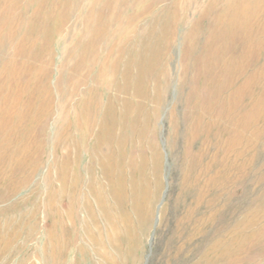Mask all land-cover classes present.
<instances>
[{"label":"rangeland","instance_id":"374dc122","mask_svg":"<svg viewBox=\"0 0 264 264\" xmlns=\"http://www.w3.org/2000/svg\"><path fill=\"white\" fill-rule=\"evenodd\" d=\"M263 13L0 0V264H264Z\"/></svg>","mask_w":264,"mask_h":264},{"label":"bare ground","instance_id":"6f19581e","mask_svg":"<svg viewBox=\"0 0 264 264\" xmlns=\"http://www.w3.org/2000/svg\"><path fill=\"white\" fill-rule=\"evenodd\" d=\"M29 1V0H28ZM64 1H66V0H64ZM247 1V0H246ZM57 2V1H56ZM60 2V1H59ZM76 2V1H75ZM74 2V3H75ZM63 3V2H62ZM68 3H69V1H68ZM73 3V2H72ZM238 3V2H237ZM18 4H20V3H18ZM58 4H60V3H58ZM217 4V3H216ZM65 5V4H64ZM234 5V4H233ZM15 6V5H14ZM26 6V5H25ZM35 6H36V4H35ZM39 6H40V4H39ZM38 6V7H39ZM239 6V5H238ZM60 7V6H59ZM262 7V6H261ZM50 8V7H49ZM61 8V7H60ZM70 8H72V7H70ZM254 8V7H253ZM263 8V7H262ZM64 9V8H63ZM67 9V8H66ZM240 9V8H239ZM260 9V7L259 8H257V9H255L254 11H253V13H255L254 14V16H252V18H251V22H250V19L248 20L249 22H250V24H246V38H245V41H244V45H245V47H247L244 51H243V53L241 54V56H240V58L242 59V63L245 61V60H243V59H247V57H248V55L251 53V50L253 51V50H256L257 49V46H260V44H257L256 42H254V36H256V35H254L255 34V31H253V22L252 21H254L253 20V18H255V17H260L261 16V13L263 12V10H259ZM33 10V9H32ZM35 10V9H34ZM50 10V9H49ZM52 10H53V8H52ZM55 10V9H54ZM72 10V9H71ZM48 11V10H47ZM73 11V10H72ZM26 12V11H25ZM49 12H51V11H49ZM53 12V11H52ZM54 12H56V11H54ZM58 12H59V10H58ZM76 12V11H75ZM1 13H2V11H1ZM12 13V12H11ZM20 13V12H19ZM66 13V12H65ZM250 13V12H249ZM23 14V13H22ZM37 14H38V12H37ZM42 14V13H41ZM54 14V13H53ZM60 14V13H59ZM68 14V13H67ZM264 14V13H263ZM11 15V14H10ZM25 15V14H24ZM61 15V14H60ZM236 15V14H235ZM17 16V15H16ZM30 16V15H29ZM38 16V15H37ZM45 16V15H44ZM49 16H51V15H49ZM55 16V15H54ZM251 16V15H250ZM14 17V16H13ZM12 17V18H13ZM56 17V16H55ZM62 17V16H61ZM60 17V18H61ZM68 17V16H67ZM19 18V17H18ZM23 18V17H22ZM26 18V17H25ZM41 18V17H40ZM44 18V17H43ZM30 19V18H29ZM28 19V20H29ZM38 19V18H37ZM50 19V18H49ZM56 19H58V18H56ZM62 19V18H61ZM178 19V18H177ZM228 19V18H227ZM240 19V18H239ZM36 20V19H35ZM34 20V21H35ZM58 21V20H57ZM64 21V20H63ZM62 21V22H63ZM237 21V20H236ZM14 22V21H13ZM30 22V21H29ZM61 22V21H60ZM179 22V21H178ZM34 23V22H33ZM41 23H43V22H41ZM66 23V22H65ZM234 23H236V22H234ZM233 23V24H234ZM17 24V23H16ZM53 24V23H52ZM13 25V24H12ZM11 25V26H12ZM32 25V24H31ZM29 26V25H28ZM39 26V25H38ZM30 27V26H29ZM52 27V26H51ZM172 27V26H171ZM15 28V27H14ZM47 28V27H46ZM56 28V27H55ZM59 28H60V26H59ZM31 29H32V27H31ZM44 29V28H43ZM174 29V28H173ZM15 30V29H14ZM26 30H28V29H26ZM46 29H44V31H45ZM54 30V29H53ZM240 30H242V28L240 27V26H238V25H235L234 27H233V36H235L234 35V33H236L237 31H240ZM264 31V22L263 23H261V25H260V28L257 30V31ZM43 31V32H44ZM42 32V33H43ZM94 32V31H93ZM171 32V31H170ZM11 33V32H10ZM38 33V32H37ZM15 34V33H14ZM44 34H45V32H44ZM47 34V33H46ZM237 34V33H236ZM25 35V34H24ZM31 35V34H30ZM43 35V34H42ZM42 35H41V37H42ZM6 36V35H5ZM10 37H11V35H9ZM26 36V35H25ZM24 36V37H25ZM9 37V38H10ZM13 37V36H12ZM27 37H28V35H27ZM26 37V38H27ZM44 37V36H43ZM52 38V37H51ZM30 39H32V38H30ZM37 39V38H36ZM94 39H95V37H94ZM50 40V39H49ZM14 41V40H13ZM31 41V40H30ZM46 41V40H45ZM51 41V40H50ZM49 41V42H50ZM153 41V40H152ZM22 42V41H21ZM41 42V41H40ZM7 43V42H6ZM16 43H17V41H16ZM25 43V42H24ZM39 43V42H38ZM30 44V43H29ZM50 44V43H49ZM21 45V44H20ZM32 44H30V46H31ZM46 45H48V44H46ZM10 45H8V47H9ZM12 46V45H11ZM133 46H134V44H133ZM35 47H37V45L35 46ZM34 47V48H35ZM80 47V46H79ZM261 47V46H260ZM1 48V47H0ZM39 48H41V46L39 47ZM10 49V48H9ZM37 49V48H36ZM51 49V48H50ZM81 49V48H80ZM117 49V48H116ZM140 49H141V47H140ZM161 49V48H160ZM19 50V49H18ZM119 50V49H118ZM162 50V49H161ZM2 51V50H1ZM0 51V52H1ZM38 51V50H37ZM43 50H41V52H42ZM16 52V51H15ZM24 52V51H23ZM22 52V53H23ZM80 52V51H79ZM161 52V51H160ZM32 53V52H31ZM49 53H51V51L49 52ZM48 53V54H49ZM95 53V52H94ZM140 53V52H139ZM150 53V52H149ZM13 54V53H12ZM148 54V53H147ZM32 55H33V53H32ZM42 55V54H41ZM50 55V54H49ZM48 55V56H49ZM54 55V54H53ZM30 56V55H29ZM132 56V55H131ZM39 57V56H38ZM41 57V56H40ZM50 57V56H49ZM126 57V56H125ZM148 57V56H147ZM83 58V57H82ZM22 59V58H21ZM136 59V58H135ZM48 60V59H47ZM139 60V59H138ZM137 61V60H136ZM112 62H114L113 60H112ZM138 62V61H137ZM14 63V62H13ZM20 63L22 64V60L20 61ZM130 63V62H129ZM136 63V62H135ZM49 64V63H48ZM141 64H142V62H141ZM13 65V64H12ZM27 65V64H26ZM35 65V64H34ZM116 66V65H115ZM25 67V66H24ZM44 67V66H43ZM112 67V66H111ZM235 65H231V68H232V70H229V71H231L230 72V74H228V75H231L230 77H229V79L231 80V77H233L235 74H234V72H235ZM27 68H28V65H27ZM115 68L116 67H114V70H115ZM38 69H40V68H38ZM38 69H36L37 71H39ZM130 70V69H129ZM134 70V69H133ZM17 74V73H16ZM22 74V73H21ZM33 74H34V72H33ZM138 74H140L139 72H138ZM144 74V73H143ZM169 74V73H168ZM109 75V74H108ZM21 77V76H20ZM105 77V76H104ZM112 77H113V75H112ZM138 77V76H137ZM161 77H163V76H161ZM81 78V77H80ZM261 78V77H260ZM128 79V78H127ZM138 79V78H137ZM163 79V78H162ZM24 80V79H23ZM136 80V79H135ZM169 80V79H168ZM145 81H146V79H145ZM152 81H153V79H152ZM163 81V80H162ZM160 82V81H159ZM229 82V81H228ZM230 83V82H229ZM18 84V83H17ZM155 84V83H154ZM165 84V83H164ZM231 84V83H230ZM132 86V85H131ZM52 87V86H51ZM224 87V86H223ZM229 87V86H228ZM263 87V86H262ZM63 88V87H62ZM7 89V88H6ZM113 90V89H112ZM264 90V89H263ZM56 92V91H55ZM223 92V91H222ZM261 92V91H260ZM263 92V91H262ZM213 94V93H212ZM212 94H211V96H212ZM231 94V93H230ZM148 95V94H147ZM232 95V94H231ZM230 95V96H231ZM234 95V94H233ZM233 95L231 96V97H233ZM115 96H117V95H115ZM214 96V95H213ZM229 96V95H228ZM227 96V97H228ZM131 97V96H130ZM216 97H217V95H216ZM231 97H229V98H231ZM134 98V97H133ZM212 98V97H211ZM213 99H215V98H213ZM222 99V98H221ZM232 99V98H231ZM63 100V99H62ZM121 101V100H120ZM213 101H215V100H213ZM228 101V100H227ZM232 101H233V99H232ZM231 101V102H232ZM134 102H135V100H134ZM220 102H221V100H220ZM219 102V103H220ZM208 103V102H207ZM222 103V102H221ZM235 103V102H234ZM115 104H117V103H115ZM215 104V103H214ZM213 104V105H214ZM224 104V103H223ZM226 104H227V102H226ZM82 105V104H81ZM208 105H209V103H208ZM212 105V106H213ZM228 105H231L230 104V102H229V104ZM207 106V105H206ZM232 106H233V104H232ZM121 107V106H120ZM150 107V106H149ZM211 107V106H210ZM231 107V106H230ZM81 108V107H80ZM205 108H207V107H205ZM217 108V107H216ZM226 108H228V107H226ZM225 108V109H226ZM113 109H114V107H113ZM203 109V108H202ZM210 109V108H209ZM229 109V108H228ZM131 110H132V108H131ZM198 110H200V109H198ZM204 110V109H203ZM212 110V109H211ZM210 110V111H211ZM227 110V109H226ZM20 111V110H19ZM79 111V110H78ZM83 111V110H82ZM87 111V110H86ZM121 111V110H120ZM205 111V110H204ZM214 111V110H213ZM230 112V110H227L226 112ZM232 111H233V109H232ZM80 112V111H79ZM199 112V111H198ZM209 112V111H208ZM246 112V111H245ZM210 113V112H209ZM224 113V112H223ZM231 113V112H230ZM247 113V112H246ZM203 114V113H202ZM206 114H207V110H206ZM215 114V113H214ZM135 115V114H134ZM153 115V114H152ZM156 115V114H155ZM229 115V114H228ZM227 115V116H228ZM123 116V115H122ZM202 116V115H201ZM222 116H226V115H222ZM232 117L231 118H233V116H234V114L233 115H231ZM19 117V116H18ZM118 117V116H117ZM199 118V117H198ZM205 118V117H204ZM203 118V119H204ZM226 118V117H225ZM231 118H229L230 120H231ZM141 119V118H140ZM155 119H157V118H155ZM202 119V120H203ZM224 119V118H223ZM118 120V119H117ZM193 120V119H192ZM219 120V119H218ZM234 120V119H233ZM244 120V119H243ZM130 121V120H129ZM138 121V120H137ZM141 121V120H140ZM196 121H199V119L198 120H196ZM216 121V120H215ZM136 122V121H135ZM175 122V121H174ZM193 122V121H192ZM209 122H210V120H209ZM222 122H224V121H222ZM234 122V121H233ZM117 123H118V121H117ZM141 124H142V122H140ZM202 123V122H201ZM211 123V122H210ZM221 123V122H220ZM228 123V122H227ZM230 123V122H229ZM228 123V124H229ZM222 124V123H221ZM247 124V123H246ZM134 125V124H133ZM198 125V124H197ZM223 125V124H222ZM233 125H234V123H233ZM180 126H181V124H180ZM191 126V125H190ZM209 126V125H208ZM218 126H220V124L218 125ZM236 126V125H235ZM244 126H245V123H244ZM145 127V126H144ZM193 127H194V125H193ZM222 127H224V126H222ZM237 127V126H236ZM248 127H249V125H248ZM135 128V127H134ZM154 127H152V129H153ZM198 128V127H197ZM235 128V127H234ZM246 129H247V127H245ZM141 129V128H140ZM227 129V128H226ZM237 129V128H236ZM139 130V129H138ZM202 130V129H201ZM215 130V129H214ZM220 130V129H219ZM228 130V129H227ZM216 131V130H215ZM224 131V130H223ZM237 131V130H236ZM244 131H246V130H244ZM128 132V131H127ZM139 132V131H138ZM198 132V131H197ZM208 132V131H207ZM222 132V131H221ZM233 132V131H232ZM243 132V131H242ZM223 134H224V132H222ZM146 134V133H145ZM209 134V133H208ZM216 134V133H215ZM223 134H221V135H223ZM245 134V133H244ZM218 135V134H217ZM131 136V135H130ZM129 136V137H130ZM193 136V135H192ZM199 136V135H198ZM224 136H226V135H224ZM223 136V137H224ZM228 136H230V134L228 135ZM189 137V136H188ZM214 137V136H213ZM219 137V136H218ZM231 138H232V136H230ZM229 137V138H230ZM194 138V137H193ZM226 138V137H225ZM130 139V138H129ZM189 139H191V137L189 138ZM217 139V138H216ZM196 140V139H195ZM214 140V139H213ZM109 141V140H108ZM194 141V140H193ZM208 141H209V139H208ZM219 139H218V142L217 143H219ZM232 141V140H231ZM115 142H116V140H115ZM136 142V141H135ZM192 142V141H191ZM210 142V141H209ZM221 142V141H220ZM225 142H226V139H225ZM224 142V143H225ZM188 143V142H187ZM194 143V142H193ZM196 143H198V144H200L201 142H196ZM222 143H223V141H222ZM227 143V142H226ZM229 143H231L230 141H229ZM116 144V143H115ZM195 144V143H194ZM203 144V143H202ZM215 144V143H214ZM228 144V143H227ZM118 145V144H117ZM122 145V144H121ZM139 145V144H138ZM190 146H191V144H189ZM201 145V144H200ZM206 145V144H205ZM209 145H210V143H209ZM229 145V144H228ZM232 145V144H231ZM235 145V143L233 144V146ZM211 146H213V144L211 145ZM222 145H220V147H221ZM236 146V145H235ZM234 146V147H235ZM110 147V146H109ZM115 147V146H114ZM127 147V146H126ZM210 147V146H209ZM214 147V146H213ZM217 148H220V147H218V145L216 146ZM226 147H227V145H226ZM225 147V148H226ZM232 147V146H231ZM230 147V148H231ZM205 148V147H204ZM208 148V147H207ZM211 149H212V147H210ZM216 148V149H217ZM224 148V149H225ZM227 148H229V147H227ZM229 148V149H230ZM222 149H223V146H222ZM221 149V150H222ZM201 150V149H200ZM203 150V149H202ZM226 150H228V149H226ZM231 150V149H230ZM218 151H219V149H218ZM212 152V151H211ZM229 152V151H228ZM232 152V151H231ZM122 153H123V151H122ZM140 153V152H139ZM230 153V152H229ZM142 154V153H141ZM215 154H217V153H215ZM128 155V154H127ZM204 155V154H203ZM206 155V154H205ZM210 155V154H209ZM229 155V154H228ZM149 156V155H148ZM215 157V156H214ZM117 158V157H116ZM126 158V157H125ZM150 158H151V156H150ZM196 158H198V157H196ZM142 159H144V158H142ZM211 159V158H210ZM78 160V159H77ZM123 160V159H122ZM209 160V159H208ZM15 161V160H14ZM121 161V160H120ZM126 161H129V160H126ZM134 161V160H133ZM136 161H137V159H136ZM142 161V160H141ZM150 161V160H149ZM152 161V160H151ZM198 161V160H197ZM197 161H196V163H197ZM200 161V160H199ZM23 162V161H22ZM104 162V161H103ZM132 162V161H131ZM105 163V162H104ZM122 163H123V161H122ZM129 163V162H128ZM127 163V164H128ZM140 163V162H139ZM153 163V162H152ZM10 164V163H9ZM23 164V163H22ZM121 164V163H120ZM144 164V163H143ZM142 164V165H143ZM100 165H101V161H100ZM129 165V164H128ZM137 165V164H136ZM141 165V164H140ZM139 165V166H140ZM204 165V164H203ZM212 165V164H211ZM144 166V165H143ZM143 166H141V167H143ZM206 166V165H205ZM107 167V166H106ZM105 167V168H106ZM126 167H128V166H126ZM116 168V167H115ZM138 168V167H137ZM202 168V167H201ZM209 168V167H208ZM213 168V167H212ZM102 169V168H101ZM108 169V168H107ZM130 169V168H129ZM152 169V168H151ZM210 169V168H209ZM216 169V168H215ZM141 170V169H140ZM30 171V170H29ZM66 171V170H65ZM129 171V170H128ZM154 171H155V169H154ZM199 171L200 172H202L200 169H199ZM198 171V172H199ZM215 171V170H214ZM6 172V171H5ZM57 172V171H56ZM61 172V171H60ZM131 172V171H130ZM67 173V172H66ZM65 173V174H66ZM119 173H121V172H119ZM132 173V172H131ZM138 173V172H137ZM144 173V172H143ZM197 173V172H196ZM105 174V173H104ZM141 174V173H140ZM139 174V175H140ZM149 174H150V172H149ZM158 174V173H157ZM72 175H74L73 173H72ZM71 175V176H72ZM135 175V174H134ZM153 175V174H152ZM209 175V174H208ZM213 175V174H212ZM218 175V174H217ZM66 176V175H65ZM105 176V175H104ZM155 177H156V175H154ZM6 177V176H5ZM127 177H129V176H127ZM64 178V177H63ZM66 178V177H65ZM136 178V177H135ZM62 179V178H61ZM196 179V178H195ZM194 179V180H195ZM8 180V179H7ZM110 180V179H109ZM48 181V180H47ZM65 181V180H64ZM105 181V180H104ZM72 182L74 183V181L72 180ZM77 182V181H76ZM122 182V181H121ZM128 182V181H127ZM140 182V181H139ZM73 183H72V186H73ZM194 183H196V181L194 182ZM206 183V182H205ZM63 184V183H62ZM86 184V183H85ZM127 184V183H126ZM59 185V184H58ZM64 185V184H63ZM63 185H62V189H63ZM137 185V184H136ZM144 185L146 186V184L144 183ZM69 186H71V184L69 185ZM58 187V186H57ZM60 187V186H59ZM58 187V188H59ZM68 187V186H67ZM88 188H89V186H87ZM96 187V186H95ZM143 187V185H141V188ZM73 188V187H72ZM74 188H75V186H74ZM80 188V187H79ZM203 188V187H202ZM215 188V187H214ZM97 189V188H96ZM128 189V188H127ZM145 189V188H144ZM143 189V190H144ZM131 190V189H130ZM62 191V190H61ZM77 191H78V189H77ZM82 191V190H81ZM147 191V190H146ZM79 192V191H78ZM62 193V192H61ZM69 193V192H68ZM67 193V194H68ZM136 193H137V191H136ZM73 194H74V192H73ZM147 194V193H146ZM69 195H70V193H69ZM87 195V194H86ZM93 195V194H92ZM120 195V194H119ZM58 196V195H57ZM110 196V195H109ZM139 196V195H138ZM117 197V196H116ZM120 197V196H119ZM118 197V198H119ZM134 197H136V196H134ZM113 198V197H112ZM123 198V197H122ZM132 198V197H131ZM73 199V198H72ZM77 200V199H76ZM85 200V199H84ZM112 200V199H111ZM132 200V199H131ZM199 200V199H198ZM197 200V201H198ZM126 201V200H125ZM77 202V201H76ZM88 203V202H87ZM117 203V202H116ZM120 203V202H119ZM131 203V202H130ZM117 205V204H116ZM120 205H123V203L122 204H120ZM86 206H88V205H86ZM105 206H106V204H105ZM133 206V205H132ZM213 206V205H212ZM86 210H87V208H86ZM120 210V209H119ZM87 212V211H86ZM107 212V211H106ZM121 212V211H120ZM69 213V212H68ZM123 213V212H122ZM70 214V213H69ZM103 214V213H102ZM91 215V214H90ZM107 215V214H106ZM108 216V215H107ZM114 216V215H113ZM124 217V216H123ZM116 218V217H115ZM122 218V217H121ZM68 219V218H67ZM107 219V218H106ZM69 220V219H68ZM126 220V219H125ZM124 220V221H125ZM119 221V220H118ZM123 222V221H122ZM106 223H108V220H107V222ZM72 225H73V223H72ZM110 225V224H109ZM94 227V226H93ZM107 227H108V225H107ZM105 228V227H104ZM96 229V228H95ZM98 229V228H97ZM108 229H109V227H108ZM111 229V228H110ZM97 232H98V230H97ZM106 232V231H105ZM111 232V231H110ZM110 232H108V233H110ZM87 233V232H86ZM88 234V233H87ZM110 234H113L114 235V233H110ZM109 234V235H110ZM89 236H90V234H89ZM108 236V235H107ZM115 236V235H114ZM113 236V237H114ZM86 237H87V235H86ZM110 237V236H109ZM112 237V236H111ZM107 239V238H106ZM91 240H92V235H91ZM109 241V240H108ZM114 244V243H113ZM110 245V244H109ZM111 245H112V242H111ZM110 245V246H111ZM115 247V246H114ZM113 247V248H114Z\"/></svg>","mask_w":264,"mask_h":264}]
</instances>
